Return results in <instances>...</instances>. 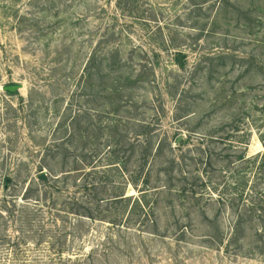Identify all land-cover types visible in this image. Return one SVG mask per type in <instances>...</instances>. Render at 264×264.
<instances>
[{
	"label": "rangeland",
	"instance_id": "374dc122",
	"mask_svg": "<svg viewBox=\"0 0 264 264\" xmlns=\"http://www.w3.org/2000/svg\"><path fill=\"white\" fill-rule=\"evenodd\" d=\"M255 104L264 0H0V264H264L260 224L233 238L236 218L209 190L191 209L157 192L140 207L133 187L137 201L107 206L82 175L38 180L97 163L111 132L132 138L141 121L164 142L160 162L176 160L178 188L195 144L261 117ZM248 149L264 150L256 131ZM78 203L107 221L81 219Z\"/></svg>",
	"mask_w": 264,
	"mask_h": 264
},
{
	"label": "trees",
	"instance_id": "16d2710c",
	"mask_svg": "<svg viewBox=\"0 0 264 264\" xmlns=\"http://www.w3.org/2000/svg\"><path fill=\"white\" fill-rule=\"evenodd\" d=\"M252 111H259L262 116H252V121L246 122L244 128L242 122L237 120L239 116H236L227 131L223 130L219 135H204L198 144H195L197 154L192 159L196 171L181 175L184 184L178 188L172 184L175 181L176 160H167L165 164L160 162L159 159L165 151L164 142L161 140L155 145V136L149 124L139 120L140 130L135 132L132 138L129 135L119 136L118 132H111L107 136L105 143L101 145L102 148L100 146L93 156L94 159L99 157L97 163L92 161L86 167L63 170L60 174L49 169L47 173L38 176V180H59L65 175H73L77 180V177L82 175L83 181L79 186L93 192L92 201L107 206H116L124 201H137V197L127 193V189L133 187L140 192V207H144L142 196L157 192L158 196L175 193L178 197L189 199L192 203L189 207L191 209L200 205L204 196L200 191L209 190L211 199L208 200L236 218L233 238H237L248 225L252 226L256 222L262 228L255 232L261 235L264 230V150L250 155L248 148L255 131L264 146V105L259 110V106L255 104ZM185 141L183 139L180 142ZM200 163L205 164L204 171L197 168ZM158 167L162 168L157 170ZM162 175L165 180H162ZM90 176L93 178L90 179ZM84 177L89 180H84ZM33 194V189L28 187L24 197L29 205L33 201ZM77 207L73 208V213L81 219H108L107 214L91 207L85 208L79 203ZM114 219L112 224H121L120 216ZM215 237H221L219 227Z\"/></svg>",
	"mask_w": 264,
	"mask_h": 264
},
{
	"label": "water",
	"instance_id": "95a60500",
	"mask_svg": "<svg viewBox=\"0 0 264 264\" xmlns=\"http://www.w3.org/2000/svg\"><path fill=\"white\" fill-rule=\"evenodd\" d=\"M19 88H21L20 85H15V86L7 87V89L10 90V91H16V90H18Z\"/></svg>",
	"mask_w": 264,
	"mask_h": 264
}]
</instances>
